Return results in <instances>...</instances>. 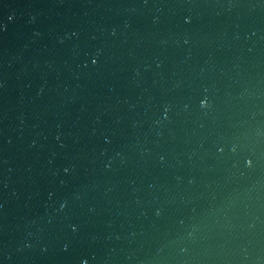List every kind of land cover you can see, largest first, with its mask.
I'll return each mask as SVG.
<instances>
[{
	"label": "water",
	"instance_id": "obj_1",
	"mask_svg": "<svg viewBox=\"0 0 264 264\" xmlns=\"http://www.w3.org/2000/svg\"><path fill=\"white\" fill-rule=\"evenodd\" d=\"M0 264H264V0H0Z\"/></svg>",
	"mask_w": 264,
	"mask_h": 264
}]
</instances>
